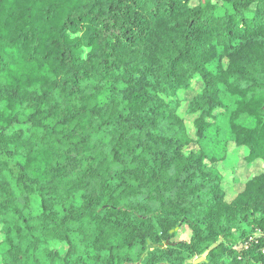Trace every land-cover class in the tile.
I'll return each mask as SVG.
<instances>
[{
  "label": "trees",
  "instance_id": "16d2710c",
  "mask_svg": "<svg viewBox=\"0 0 264 264\" xmlns=\"http://www.w3.org/2000/svg\"><path fill=\"white\" fill-rule=\"evenodd\" d=\"M219 160L247 162L232 199ZM219 240L198 264H264V0H0V264H185Z\"/></svg>",
  "mask_w": 264,
  "mask_h": 264
},
{
  "label": "rangeland",
  "instance_id": "374dc122",
  "mask_svg": "<svg viewBox=\"0 0 264 264\" xmlns=\"http://www.w3.org/2000/svg\"><path fill=\"white\" fill-rule=\"evenodd\" d=\"M183 97L187 99L188 95L186 93H183ZM223 100L228 110L233 109V107L235 106L234 97L230 96L227 93H223ZM228 137H230L228 115L227 113L219 114L216 126L208 131L207 137L203 142V147L209 155L215 156L220 159L225 155V149L223 147ZM236 153V150H233L231 152L232 156L234 157L236 156ZM245 162V160H239L235 172L231 170L232 168L230 167V164L226 163V161L224 160H219L216 164V166L225 174L224 189L226 190L227 197L229 199H232L238 192H240L244 188L243 179L246 178V175L243 173L245 169H247V162ZM255 172H259L258 166L254 167V173ZM33 208L35 211L39 210V203L37 198H34ZM179 230L180 232L175 237V240H188L190 238L191 231L189 228L180 227L177 231Z\"/></svg>",
  "mask_w": 264,
  "mask_h": 264
},
{
  "label": "water",
  "instance_id": "95a60500",
  "mask_svg": "<svg viewBox=\"0 0 264 264\" xmlns=\"http://www.w3.org/2000/svg\"><path fill=\"white\" fill-rule=\"evenodd\" d=\"M176 229H177V228H176ZM176 229H174V230H176ZM174 230H172L171 232H173ZM221 241H222V240H219L217 243H215V244H213L212 246H210V247H209V248H208V249L202 254L201 257H198V258H196V259H188V260L185 262V264H198V263L204 261V260L206 259V257L208 256L209 252H210L211 250H213L214 248H216V247L221 243ZM158 246L163 247L164 245H158V244H152V243H149V244H148V247H147V249H146V251H145V253L148 252V251L151 250V249H154V248L158 247Z\"/></svg>",
  "mask_w": 264,
  "mask_h": 264
}]
</instances>
